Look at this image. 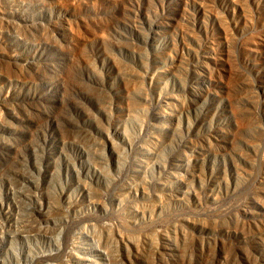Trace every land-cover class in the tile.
<instances>
[{"label":"rangeland","instance_id":"374dc122","mask_svg":"<svg viewBox=\"0 0 264 264\" xmlns=\"http://www.w3.org/2000/svg\"><path fill=\"white\" fill-rule=\"evenodd\" d=\"M0 264H264V0H0Z\"/></svg>","mask_w":264,"mask_h":264}]
</instances>
